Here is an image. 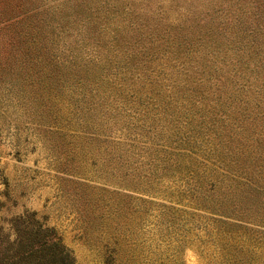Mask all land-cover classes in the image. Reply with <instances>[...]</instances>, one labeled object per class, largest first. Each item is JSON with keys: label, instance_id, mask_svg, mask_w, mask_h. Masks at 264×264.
<instances>
[{"label": "rangeland", "instance_id": "374dc122", "mask_svg": "<svg viewBox=\"0 0 264 264\" xmlns=\"http://www.w3.org/2000/svg\"><path fill=\"white\" fill-rule=\"evenodd\" d=\"M38 227L264 264V0H0V243Z\"/></svg>", "mask_w": 264, "mask_h": 264}, {"label": "trees", "instance_id": "16d2710c", "mask_svg": "<svg viewBox=\"0 0 264 264\" xmlns=\"http://www.w3.org/2000/svg\"><path fill=\"white\" fill-rule=\"evenodd\" d=\"M17 230L18 240L6 245L0 243V249L6 254L2 256L5 258L2 264H76L72 251L50 234L52 228Z\"/></svg>", "mask_w": 264, "mask_h": 264}]
</instances>
